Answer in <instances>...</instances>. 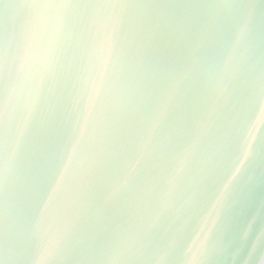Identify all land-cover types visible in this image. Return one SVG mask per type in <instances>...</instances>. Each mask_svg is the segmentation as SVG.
<instances>
[{
    "label": "water",
    "instance_id": "water-1",
    "mask_svg": "<svg viewBox=\"0 0 264 264\" xmlns=\"http://www.w3.org/2000/svg\"><path fill=\"white\" fill-rule=\"evenodd\" d=\"M0 264H264V0H0Z\"/></svg>",
    "mask_w": 264,
    "mask_h": 264
}]
</instances>
